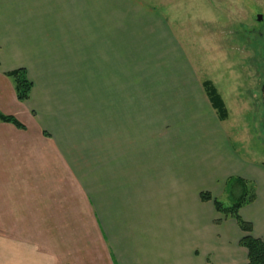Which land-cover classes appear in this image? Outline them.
Here are the masks:
<instances>
[{"label":"crops","instance_id":"crops-1","mask_svg":"<svg viewBox=\"0 0 264 264\" xmlns=\"http://www.w3.org/2000/svg\"><path fill=\"white\" fill-rule=\"evenodd\" d=\"M130 10L0 0V112L27 128L0 122V214L16 218L0 227V264H244L236 221L201 199L220 201L229 178L254 186L239 215L264 241V161L234 151L208 79L165 67L161 115L128 117L151 103L125 51L140 47ZM18 68L24 102L7 76Z\"/></svg>","mask_w":264,"mask_h":264},{"label":"rangeland","instance_id":"rangeland-1","mask_svg":"<svg viewBox=\"0 0 264 264\" xmlns=\"http://www.w3.org/2000/svg\"><path fill=\"white\" fill-rule=\"evenodd\" d=\"M121 2L128 4L136 17V31L131 36H137L140 47L125 46V51L136 57L132 78L138 89L147 83L142 91L137 90L136 98L144 94L151 100L146 107H131L128 117L135 114L156 119L161 115L157 99L165 74L160 72L178 67L182 76H199L214 84L228 110V118L219 128L228 135L234 151L264 161V0ZM153 94L157 98H152ZM149 125L146 123V128ZM236 196V191H226L220 201L229 206ZM2 216L0 227L15 225L14 215Z\"/></svg>","mask_w":264,"mask_h":264},{"label":"trees","instance_id":"trees-1","mask_svg":"<svg viewBox=\"0 0 264 264\" xmlns=\"http://www.w3.org/2000/svg\"><path fill=\"white\" fill-rule=\"evenodd\" d=\"M7 76L13 84L17 100L20 102L26 101L29 98L32 83L28 79L25 69L18 68L12 70L7 73ZM203 87L218 118L224 120L227 117V109L215 87L208 80L203 82ZM0 121L13 124L19 129L24 127L14 116L6 115L1 112ZM225 187L226 191L230 192V194L236 191L237 196L231 205L225 206L221 201L213 198L208 193H202L201 199L204 201H211L222 219L232 218L236 221L238 227L243 233L239 240V244L247 250V261L244 264H264V241L251 235V225L245 222L239 215V209L243 205L254 201V186L250 184L247 185L244 180L239 178H229L226 181ZM219 221L220 219L217 220V222Z\"/></svg>","mask_w":264,"mask_h":264},{"label":"flooded vegetation","instance_id":"flooded-vegetation-1","mask_svg":"<svg viewBox=\"0 0 264 264\" xmlns=\"http://www.w3.org/2000/svg\"><path fill=\"white\" fill-rule=\"evenodd\" d=\"M257 31H258V35L257 36L259 37V29ZM263 87H264V84L262 85V88H261V91H262V102L264 103V91H263Z\"/></svg>","mask_w":264,"mask_h":264},{"label":"water","instance_id":"water-1","mask_svg":"<svg viewBox=\"0 0 264 264\" xmlns=\"http://www.w3.org/2000/svg\"><path fill=\"white\" fill-rule=\"evenodd\" d=\"M257 20L258 21L261 20V16L257 15Z\"/></svg>","mask_w":264,"mask_h":264}]
</instances>
